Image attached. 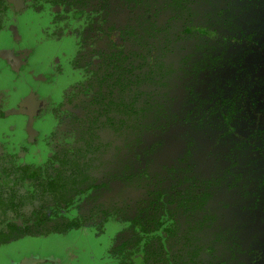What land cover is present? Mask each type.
I'll list each match as a JSON object with an SVG mask.
<instances>
[{
	"label": "trees",
	"instance_id": "16d2710c",
	"mask_svg": "<svg viewBox=\"0 0 264 264\" xmlns=\"http://www.w3.org/2000/svg\"><path fill=\"white\" fill-rule=\"evenodd\" d=\"M98 2L134 22L101 56L115 91L63 107L52 173L0 201V245L116 224V264H264V0Z\"/></svg>",
	"mask_w": 264,
	"mask_h": 264
},
{
	"label": "flooded vegetation",
	"instance_id": "af4514ba",
	"mask_svg": "<svg viewBox=\"0 0 264 264\" xmlns=\"http://www.w3.org/2000/svg\"><path fill=\"white\" fill-rule=\"evenodd\" d=\"M50 1L56 2L10 0L8 27L2 30L9 38L0 43V201H30L35 176L52 173L47 158L59 143V123L71 122L58 117L63 107L76 105L81 116L84 96L115 91L101 56L112 57L115 49L131 51L129 13L116 17L115 7L99 6L98 0ZM20 20L28 22L30 38L20 35L14 24ZM46 45L57 46L49 62L35 58L38 47ZM43 156L40 164L30 162ZM65 210L77 216L74 209ZM39 237L26 234L17 241Z\"/></svg>",
	"mask_w": 264,
	"mask_h": 264
},
{
	"label": "rangeland",
	"instance_id": "374dc122",
	"mask_svg": "<svg viewBox=\"0 0 264 264\" xmlns=\"http://www.w3.org/2000/svg\"><path fill=\"white\" fill-rule=\"evenodd\" d=\"M25 22L20 20V24L17 21L14 24L18 25L22 37L30 38V26ZM8 38V32H0V43L7 42ZM55 50L57 46L54 45L39 46L35 58L49 62ZM44 159L43 156L30 159V162L40 164ZM118 230V225L108 224L103 235L83 228L67 235L26 238L0 247V264H30L35 259H40L41 263L35 261L33 264H116L108 250Z\"/></svg>",
	"mask_w": 264,
	"mask_h": 264
},
{
	"label": "crops",
	"instance_id": "0c3cea01",
	"mask_svg": "<svg viewBox=\"0 0 264 264\" xmlns=\"http://www.w3.org/2000/svg\"><path fill=\"white\" fill-rule=\"evenodd\" d=\"M40 259H35V260H33V262H38V263H41V261H39ZM33 262L32 263H30V264H33Z\"/></svg>",
	"mask_w": 264,
	"mask_h": 264
}]
</instances>
